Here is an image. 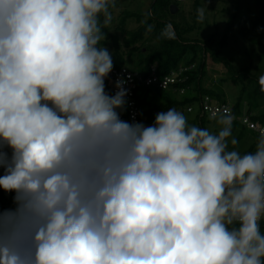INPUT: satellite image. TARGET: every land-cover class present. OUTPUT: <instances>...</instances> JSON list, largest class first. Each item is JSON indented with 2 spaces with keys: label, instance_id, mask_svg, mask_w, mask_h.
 Listing matches in <instances>:
<instances>
[{
  "label": "clouds",
  "instance_id": "obj_1",
  "mask_svg": "<svg viewBox=\"0 0 264 264\" xmlns=\"http://www.w3.org/2000/svg\"><path fill=\"white\" fill-rule=\"evenodd\" d=\"M114 7L0 0V264H264V134L241 154L227 111L215 134L175 108L121 119Z\"/></svg>",
  "mask_w": 264,
  "mask_h": 264
},
{
  "label": "trees",
  "instance_id": "obj_2",
  "mask_svg": "<svg viewBox=\"0 0 264 264\" xmlns=\"http://www.w3.org/2000/svg\"><path fill=\"white\" fill-rule=\"evenodd\" d=\"M164 4H171V0H162ZM173 5V4H172ZM176 6V5H175ZM195 12L197 13L199 0L195 3ZM112 8H110L111 10ZM231 20L228 21L223 35L217 42L218 49H213L212 42L214 36L209 37L206 42L198 43L196 41L188 42L179 36L177 27L172 26L174 32L173 39L164 38L161 32L169 23L154 19L150 14H142L121 11L118 15V21L114 27L111 24L102 29L106 39L101 41V45L106 47L112 54L113 65L120 68L122 66L136 68L143 73H148L151 65L156 67V75L163 77L173 70H177L180 66H189L194 64L195 67L187 70L185 82L176 83L173 87L161 89L155 87H140L135 91V100L141 108V119L148 124L155 120L157 113L167 111L168 108H175L181 111L188 119L187 114H193L192 120L198 127L204 128L206 116L201 115L198 110V102L203 95H209L217 98V93L211 87H204L202 80L206 75L207 54L210 59L221 60L225 64V70L231 83L240 87L237 100L230 105L236 120L232 122V135L239 130L236 140L242 137L244 130H250L240 123L239 118L242 115H248L253 121L264 122V94L255 86V78L250 75L247 68L235 70L233 65L221 57V49L227 44L228 38H232L238 42V37L243 38L249 35V28L246 22L242 21L237 24ZM260 17L264 18V3L260 6ZM101 17V21H102ZM133 21L134 27L126 28L128 21ZM146 21V23H142ZM152 26L151 32L147 31L148 26ZM189 30V28H186ZM237 33H233L234 31ZM155 39L153 47L146 45L149 39ZM143 47L145 50H143ZM223 79L218 80L221 84ZM180 88H184V92H180ZM105 90L112 94L105 83ZM214 98V99H215ZM217 100V99H215ZM226 102L225 99L217 100ZM192 106L194 109L190 113L185 110L186 106ZM208 120V119H207ZM252 131V130H250ZM254 132V131H252ZM256 134V133H255ZM258 138L259 135L256 134ZM14 194L5 193L0 189V208L7 209ZM261 230L264 229V224Z\"/></svg>",
  "mask_w": 264,
  "mask_h": 264
},
{
  "label": "rangeland",
  "instance_id": "obj_3",
  "mask_svg": "<svg viewBox=\"0 0 264 264\" xmlns=\"http://www.w3.org/2000/svg\"><path fill=\"white\" fill-rule=\"evenodd\" d=\"M198 0H171V4L166 5L162 0H115V7L112 12V26L116 25L118 15L121 11L127 10L135 13L150 14L154 19L164 21L177 27L179 36L188 42L196 41L198 43L206 42V40L214 36L212 42L213 49H218L217 42L224 33L229 20L235 22H246L249 28V35L243 38L238 37V42L232 38H228L227 44L221 49V57L228 60L235 70L247 68L249 76L255 78V86L261 90L258 83L259 77L264 75V18L259 16V9L264 0H199L198 9H205V19L198 22L194 9ZM176 5L177 10L172 12L170 9ZM257 16V17H255ZM134 27L133 21H128L126 28ZM186 28H189L187 30ZM233 33H237L235 30ZM155 39L148 40L146 45L150 47L154 45ZM143 50L145 48L143 47ZM130 63H127L129 66ZM223 83L218 80L223 79ZM204 87H211L217 93V100L225 99L233 104L239 96V85L235 86L229 80L225 64L221 60L210 59L207 54L206 75L202 80ZM264 94V92H262ZM187 122L189 126H197L192 120L193 114H187ZM204 128L212 133H218L222 127L216 120L209 117L205 118ZM208 119V120H207ZM239 130L229 138V150H237L241 154L254 152L258 143V136L250 130H244L242 137L238 139V143L233 146L230 143L232 138L237 137ZM264 233V229L261 230Z\"/></svg>",
  "mask_w": 264,
  "mask_h": 264
},
{
  "label": "built area",
  "instance_id": "obj_4",
  "mask_svg": "<svg viewBox=\"0 0 264 264\" xmlns=\"http://www.w3.org/2000/svg\"><path fill=\"white\" fill-rule=\"evenodd\" d=\"M182 1V0H177ZM195 67L194 64L189 66H180L177 70L171 71L169 74L164 75L163 77H159L156 75V67L155 65H151L149 67L148 73H143L136 68H132L129 66H122L120 68L113 65V69L109 76L106 78L105 83L107 84L110 92L115 94L116 88L114 87L117 79H124L125 84L124 87L127 89L126 96V108L121 113V119L128 122H140L144 125H152L154 121L150 124L148 122H144L141 119V108L137 105L135 100V91H137L140 87H155L161 89H167L169 87H173L177 82L182 83L187 79L185 72L187 70H191ZM184 88H180V92H184ZM193 107L186 106L185 110L187 113L193 111ZM198 110L201 115L206 117H210L213 112L223 113L227 111L228 114L232 116V122L236 120L235 115L232 111V106L229 102H220L215 100L209 95H203L198 102ZM181 112V111H179ZM182 113V112H181ZM240 123L246 126L248 129L254 131L257 135L261 137L264 134V122L253 121L248 115H242L239 118ZM0 174H2V170H0ZM14 194V193H12ZM13 201L11 200L9 204V208L13 207ZM260 224H264V219L261 220Z\"/></svg>",
  "mask_w": 264,
  "mask_h": 264
},
{
  "label": "water",
  "instance_id": "obj_5",
  "mask_svg": "<svg viewBox=\"0 0 264 264\" xmlns=\"http://www.w3.org/2000/svg\"><path fill=\"white\" fill-rule=\"evenodd\" d=\"M172 12L176 11L177 10V7L172 5L171 9H170Z\"/></svg>",
  "mask_w": 264,
  "mask_h": 264
},
{
  "label": "crops",
  "instance_id": "obj_6",
  "mask_svg": "<svg viewBox=\"0 0 264 264\" xmlns=\"http://www.w3.org/2000/svg\"><path fill=\"white\" fill-rule=\"evenodd\" d=\"M259 16H260V9H259ZM255 17H257V16H255Z\"/></svg>",
  "mask_w": 264,
  "mask_h": 264
}]
</instances>
